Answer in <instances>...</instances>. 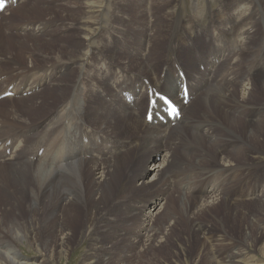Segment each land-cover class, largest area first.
Instances as JSON below:
<instances>
[{
  "label": "bare ground",
  "instance_id": "bare-ground-1",
  "mask_svg": "<svg viewBox=\"0 0 264 264\" xmlns=\"http://www.w3.org/2000/svg\"><path fill=\"white\" fill-rule=\"evenodd\" d=\"M84 1L85 2L80 3V5L83 6V9H81L83 21L81 24V34L77 36L81 41L76 43L75 45L76 47L78 44H80V47L74 55H72L71 50H66V60L58 59L60 60V62H58V60H53L48 66H45L43 68H37L36 66L26 67L24 70L25 73H22L18 72L17 69L15 70L14 67L10 65V61L5 58L6 56L3 51H1L0 53V96H2L3 98H1V101L5 100L4 102L10 101L12 99L16 100L18 99V96L22 97L28 94L33 95L37 93L39 88L46 86V84L43 83L44 79H51V77L53 76V72L57 71L58 68L63 69L62 73H58L61 77L56 80L55 83L51 84L56 85V83H58L66 85L64 86L65 91L59 89L61 91L53 92V98L57 103L56 106H52L53 108L51 107L52 109L50 111L53 115L46 118H38L32 125H28L27 128L21 129L14 133H10L0 139V146L2 148L1 150L5 154L7 153L5 157H3V154L0 155V167L2 166L13 172L11 175L12 177H16L15 182L17 184L19 183V189L17 191L21 196L25 195L28 189L31 187V181H29V178L33 183L37 180L36 178H38L42 182H48L51 178H61L65 183L68 182L66 183L69 184V186L67 185V190L62 192H55V194L49 199L48 204L45 208V210H49V213L56 218V226L58 229L59 237L58 241L54 244V248L56 254L58 253L63 257H67L71 250L70 244H72V238L70 236L71 234L69 235L70 232L68 233V231L71 229V226L67 222V220L69 219L68 213L70 209L76 207L78 209L85 210L86 213L85 227L79 233L78 243L84 242L85 240H89L90 242H97L96 239L92 238L93 235L97 234L101 236L103 234L106 240L110 242L113 237L116 236L117 233H119V229L114 227L111 222L107 221L106 218L102 217L99 221L97 220L98 216L103 210L104 204L108 203L110 206L106 207L108 213L116 210H118V212H123L125 215H136L142 213L144 201L138 202L141 204L140 207H135L132 206V202L130 200L128 202L127 199L130 194L128 190L132 187L131 183L137 180H141L144 172L139 171L129 174L125 177H119V183L115 187L114 195H112L109 192V189H107L109 186L108 183L112 178L114 172L116 171V169L120 171L121 166L123 165V152L133 151V159L138 161V163L140 164H146L152 157V150L154 148L159 149L160 154H156V159L158 158L160 161L159 157H161V163H158L159 161L157 162L154 158L151 162L157 169L154 172L153 177L157 179L158 184H160L161 186L159 190L161 192V196L166 195V197L167 194H165V180L166 182L168 181L167 183H169L170 181L172 182L173 189V181H175V179L179 176L185 174L182 173L180 175L178 173L179 176L176 177L177 174H174L175 169L180 173L185 171L187 167L184 168V165L188 163L189 160L193 159V154L197 155L202 152L204 156L210 157L208 162L210 163L209 165L211 166V168L207 172H205L204 170L201 179L191 180L194 190L193 194H184L189 207L198 206L199 204H201L200 207H205V205H210V203H208V201H205L206 199L203 200V197L213 196V199L218 198V196L222 192V190L219 189L218 184L212 185L210 189H207V184L211 181H204L208 179L204 178L205 176L217 171L221 174L220 176L223 175L224 177V173H222L224 169L226 170V172L230 173H236L234 169H238L239 171L241 167L244 169L243 171H249L250 169L248 168V165H246V168V166L244 165L233 166L231 165V163L227 164L228 161L219 165V163H217V157L225 154L227 148L229 147V144L231 145L234 141L241 142L235 147V151L238 150L241 153H250L248 152L249 148L246 149V146H253L254 148H257L252 142L249 141L248 138L244 137V131H246V129L248 128L252 129L255 123L260 124L264 122L263 116L254 122L255 115L259 113V111H261V108H264V103H260L262 105H259L260 107H257L255 103H252L250 101L249 98H251L250 95L252 96L253 94V88L250 89L247 94L241 93L240 95L242 96L239 95L240 97H237L235 95L237 91L232 86H237V84H233L230 77L223 75L222 80L221 78L220 80L217 79L220 75L219 73L223 72V69H221L220 67L223 64H228L231 58L238 55L242 43H244L248 38L252 39L256 36L254 32V22L264 25V20L259 17L257 12L258 6L255 4L256 0H204L205 7L212 6L215 2L219 4V9H221H218L216 13L219 15L220 21L209 18L210 15L208 13H206V15L202 16L203 18L200 19L190 14L184 16L179 15V13H181L182 11L179 10V7L181 6V0H165L166 7L174 6L172 9H170L172 13H170L169 15H165V12V14L162 16L163 18H165L163 24L167 32L165 36L167 40L166 51L171 52L172 49H175L176 53L172 54L173 52H171L172 57L165 56L164 59L161 60V64H151V62H149L148 64V61H144V63L142 64V68L144 69L141 68L140 70L144 71L145 77L130 73L128 76L120 74L124 71H117V69L113 67L112 53L109 52L106 47H104L103 42L99 39L102 37L104 30L110 27V24L112 23H109V21H111L112 19V16L109 15V13L111 8L115 6V3L110 0H106V3L105 0H91L90 3L88 2L90 0ZM3 2H5L6 5L2 13L9 8L12 11H17L21 9V7H23L27 2L29 3L30 0H15V4H13L11 0H9V3L6 0H0V3ZM262 2L264 4V0H262ZM194 5L195 4H193V6ZM91 9L93 11H90ZM228 12L229 14L225 18L224 16ZM254 14L257 16L256 19H254ZM188 16L193 17L192 21H196L194 25L197 34L191 32L187 24L184 25V22L186 20L185 18H188ZM151 20L154 22V24H156L157 21L160 20V18L156 17V15H152ZM206 25L207 29H213L216 33L212 34L211 36L205 34V31L207 30L204 26ZM49 26H51V23L48 22L47 19H44L36 23L33 21H29L17 25L16 27L19 28V30L23 32V34L30 35L36 32L39 33L42 31H46L47 27ZM201 29H205V31L200 33L199 31ZM61 30L64 29L62 28ZM262 30L264 31V27ZM78 32L79 31L77 30V33ZM202 35L206 37L205 40H200V37ZM148 37L149 36H146V38ZM185 37L187 38L186 40ZM196 40H198L199 43L206 45V47L197 52L196 57H193L183 48L187 45H193ZM210 50L213 52L210 56L211 61L213 63H220L218 67L211 66L210 63L207 62V55ZM102 53H106V56H102ZM184 53H186V59L190 63L188 65L185 59L181 60V55ZM259 56L260 58H258L257 61L258 65L250 66L249 72L250 74H252L256 83L260 81L259 83L261 85H264V34L261 38ZM180 60L182 61L181 64H179ZM197 63H199L198 65H203L202 63L205 64V72L203 74L200 72L199 66H196ZM105 64L108 66V69L105 72V75H103L102 77V82H89V76H87L89 70H91L92 68H96V66L98 65L100 66ZM68 68H72L71 73L75 74V79L71 82L65 81L67 80V77L64 75L66 73L64 71H66ZM2 71H10V74H6L4 76L2 74ZM94 72L97 76H99V78L101 77L102 71L100 69H97ZM24 74L26 77L22 79V76ZM203 75H209L211 81H209V79L205 81V79H203ZM144 83H146L144 89L145 93L138 95L137 90ZM218 83L223 85L228 84L229 86L216 85ZM105 84H108V86L114 85L117 90L116 94L113 95L111 94V92L104 93L102 88L105 86ZM85 88L94 93V96L98 94L101 98V104H105V106H102V108L96 107L97 101L94 102L93 99L89 100V96H87L86 94H83L82 102L81 100L76 102L75 94H78ZM31 95L30 97L32 98L33 96ZM120 95L123 96L122 99ZM196 104H201L202 110L200 111H202L201 116L203 117V122L211 125L206 129L200 128V133L197 135L193 133L189 134L185 129V125H187V129H189L193 127V123L195 121H199V115L195 112L196 110H193V106ZM246 104H248V106ZM107 105H109V107H107ZM220 105H224L225 107L223 112H221L219 109ZM232 108L235 111L243 114L244 117V119H239L238 129L236 131L237 133L234 132L227 123L229 114H227V112L225 111L232 110ZM95 113L96 116L99 113L104 115L101 119H99L101 123L105 121V117L107 121L114 123L113 118L115 116L116 121H119L120 124V134L117 132V135L113 133L114 135L109 136L107 134L101 133L100 130L95 133V131H93L90 126H86L85 120L88 121L89 119L91 121L92 119H95ZM23 114H28V111H24ZM110 119L113 121H111ZM24 121L28 122V120ZM27 124L29 123H25L24 125ZM0 125H2V123ZM10 126L14 128L22 127L16 125ZM260 126L261 125H258L255 129L251 130L252 135L250 139H253L252 141L256 142L257 140L261 139L262 133L260 130ZM216 131L220 132L219 135H221V139H216L215 141H212V145L209 144L207 146L208 142L206 143V141H211V137L215 136L214 134L217 133ZM174 134L180 136L182 140L181 142L184 143L185 141L186 143L184 144H188L184 146L185 149L183 150V157H180V159H178L180 155L177 158L175 154V151L177 150L172 148L167 141V138L173 136ZM102 144L104 146V150L99 152ZM190 147L192 148V150L190 149ZM212 147L213 151L210 150ZM190 150L191 152H188ZM254 150L258 152L257 149ZM111 159H113V161H110ZM226 160H228L227 157ZM91 161L92 165H89ZM193 164L194 167L198 166H195V163ZM218 165L220 166V168L218 167ZM35 166H38L39 168L38 173L37 171L35 172ZM199 170L200 169H198L197 171ZM86 172L89 174H93L95 180L93 181L92 187L87 194V185L85 182H83V177L85 176ZM215 174L212 175L214 176ZM41 187H43L44 189H39L38 194L40 195V199H44L46 192L45 189H48L49 186L43 184L41 185ZM31 196V204L37 211V199H34L36 198L34 197V195ZM257 198L250 200L251 205H254V207L256 204V200H258ZM246 202L241 203L236 202V200L234 202L229 200L222 201L223 207L225 208L226 212L231 210L236 213L239 208H241V210L238 211L235 216L231 215V219L226 218L225 225L231 232L234 230L233 228L236 229V226L238 231L242 228V224L245 222L244 217L246 218V216L244 215L245 213L242 211V209L245 208L246 204L243 205V203ZM248 205L250 204L247 203V206ZM112 206L114 208L111 211L110 208ZM212 206L213 204L204 208V210ZM16 208V212H18V206ZM204 210H202V212ZM152 212L154 213V210ZM144 218L148 217L144 215ZM203 225H198L196 223L193 227L191 226V228L188 230V237L197 242L199 236L206 235L208 232L210 233V228H205V226ZM5 227L6 225L4 226V229H2L5 230ZM14 227L16 226L14 225ZM27 228L30 227L27 226ZM94 228L96 229L93 231ZM7 230L8 235H6L5 232H3L4 235H2L6 236V239H1L0 235V264H29L27 261L21 259L22 254L20 250L13 246L14 243L20 244L23 241L24 237L20 236V233H15L14 235H12L11 228L8 229L7 227ZM217 230H215L216 233ZM219 230L221 233H223V236L210 235L214 239L215 246H221V243L225 244V242L229 241L230 239L227 235L228 233L225 232L224 226ZM0 233L2 234V231ZM152 233H155L157 237L158 235L162 234V237L165 238L164 227L163 230ZM21 234H23V231ZM221 236L222 238L226 239L221 240ZM263 239L264 227H258L256 229L254 237L255 244L259 243ZM204 242L205 240L203 239V243ZM242 244L244 245V249L242 248L241 250L236 251L233 254L229 253L231 255H227V253L225 252L227 251L226 249L218 250L217 247V251H215L216 254L215 252L214 254L215 256L218 254L220 257L217 255L218 261L215 262V256L212 254L214 257L212 256L213 259L209 264H240V262L237 260H239V258H241L242 260L245 258L247 253L246 247H248L246 243ZM94 245H97V243H94ZM99 246H96V248H98L97 250H99ZM40 247L42 248V246ZM91 249L93 250V248ZM52 253H54V251ZM173 255L178 256L179 253L177 254L175 252ZM55 260L56 259L53 258V254H51L49 257L47 256L45 259L39 261L38 263L55 264Z\"/></svg>",
  "mask_w": 264,
  "mask_h": 264
},
{
  "label": "rangeland",
  "instance_id": "rangeland-1",
  "mask_svg": "<svg viewBox=\"0 0 264 264\" xmlns=\"http://www.w3.org/2000/svg\"><path fill=\"white\" fill-rule=\"evenodd\" d=\"M6 1H8L9 3V0ZM110 1H113V3H115V6L111 8L109 13V15L112 16V19L111 21H109V23L111 22L112 23L110 24V27L104 30L102 37L99 39L100 41L103 42L104 47H106V49L112 53L113 67L116 68L117 71H121V72L122 70L124 71L120 74H123L124 76H128L130 73L145 77L144 71L140 70L142 68V64L144 63V61H148V64L149 62H151V64H161L162 62L161 60L164 59L165 56L172 57V54L176 53L175 49H172L171 51L173 52L172 54L171 52L166 51L167 40L165 36L167 32L163 24L165 18L162 17L165 14V12H166L165 15H169L170 13H172L170 9H172L174 6L166 7L165 0H110ZM11 2L15 4V0H11ZM81 2H85V1L84 0H30L29 3L27 2L23 7H21V9L17 11H12L9 8L3 13L0 12L1 15L0 16V53L1 51H3V53L6 56L5 58H7L10 61V65L14 67L15 70L17 69L18 72H22V73H25L24 70L26 67L36 66L37 68H43L45 66H48L50 62H52L53 60L56 61L58 59L66 60L67 58L66 57L67 55L65 53L66 50H71L72 55H74L80 47V44H78L76 47L75 45L76 43L81 41L80 38L77 37L81 34L80 32L82 28L81 24L83 21L82 13H81L82 12L81 9H83V6L80 5ZM88 2L90 3L91 0ZM193 4L195 5L193 6ZM255 4L258 6L257 12L259 17L264 20V4L262 0H256ZM219 7L220 6L217 2H215L212 6L205 7L204 0H181V6L179 7V10L182 11L181 13H179V15L184 16L190 14L200 19L203 18L202 16L208 13L210 15L209 18L216 21L218 20L220 21L219 15L216 13ZM90 11L93 10L91 9ZM228 14L229 12L226 13L224 17L226 18ZM152 15H156V17L160 18V20H158L156 24H154V22L151 20ZM254 16H255L254 19H256L257 16L255 14ZM44 19H47V21L51 23V26L47 27L46 31H42L39 33L36 32L34 34L28 35V34H23V32H21L19 28L16 27L17 25H20L22 23H26L29 21H33L36 23ZM185 19L186 20L184 22V25L187 24L189 30L197 34L194 25L196 21H192L193 17L188 16V18L186 17ZM207 25L204 26L207 31H205V29H201L199 32L201 33L205 31V34H208L210 36L212 34H215L216 33L215 30L207 29ZM254 26H255L254 32L256 36L252 39L248 38L244 43H242L238 55L236 57L231 58L228 64L225 65L223 64L220 67L221 69H223V72L219 73L220 75L218 76L217 79L220 80L221 78L222 80L223 75L230 77L233 84H237V86L232 85L237 91L235 93L237 97L242 96L240 95L241 93L247 94L250 91V89L253 88V94L252 96L250 95L252 99L251 98L249 99L252 103H255L257 107H260L259 105H262L260 103H264V85H261L259 83L260 81L256 83L252 74H250L249 72V67L258 65L257 61L258 58H260L259 51H260L261 38L264 34V31L262 30L264 25L254 22ZM62 28L64 30H61ZM77 30L79 31L78 33ZM9 33L15 35H11ZM146 36L149 37L146 38ZM186 39L187 38L185 37V40ZM205 39L206 37L204 35L200 37V40H205ZM205 47L206 45L201 44L198 42V40H196V42L193 45L191 46L187 45L183 49L191 56L196 57L197 52H199ZM212 53L213 52L210 50V52L207 55L208 56L207 62L210 63L211 66L218 67L220 63H213L211 61L210 56ZM102 56H106V53L105 54L102 53ZM181 56H182L181 60L185 59L187 65L190 64L189 61L186 59V53L182 54ZM60 60H58V62H60ZM181 60L179 61V64H181L182 62ZM198 64L199 63H197L196 66H199L200 72L203 74L205 72L204 69L205 64L204 63H202L203 65H198ZM97 69H100L102 71V75L100 78L94 72ZM107 69L108 66L105 64L100 66L98 65L96 66V68H92L91 70H89L87 74V76H89L88 77L89 82L101 83L102 77L103 75H105ZM62 71H63L62 68H58L57 71L53 72V76L51 77V79L49 80L44 79L43 83L46 84V86L39 88L38 92L36 91L37 93L33 95L28 94L22 97L18 96V99L16 100L12 99L6 102H4L5 100L1 101L2 96H0V121L4 120L3 121L4 123L0 122V124L2 123V125H0V136H1L0 139L10 133H14L21 129L27 128L28 125L29 126L32 125L38 118L41 119L43 117L46 118L53 115L50 110L53 108L52 106H56L57 104L56 100H54L53 98V92L61 91V90L65 91L64 86L66 85L58 84V83H56V85H51V84L55 83L56 80H58L61 77L60 74L58 73H62ZM71 71L72 68H68L66 71H64L66 72L64 75L67 77V80L65 81L71 82L75 79V74L71 73ZM2 74L5 76L6 74H10V71H2ZM25 77L26 76L24 74L22 76V79H24ZM203 79H205V81H207V79L211 81L209 75H203ZM145 85L146 83H144L140 88H138L137 90L138 95L145 93L144 92ZM216 85L229 86L228 84L223 85L220 83ZM102 90L104 93L111 92V94L113 95H115L117 91L114 85L108 86V84H105ZM83 94L89 96L88 98L89 100L93 99L94 102L97 101L96 107L102 108V106L103 107L105 106V104H101L100 96L98 94L94 96V93H92L89 89L87 90V88L83 89L78 94H75L76 102L80 100L82 102ZM30 95L33 97L31 98ZM120 97L121 99L123 98L122 95H120ZM246 105L248 106V104ZM107 107H109V105H107ZM219 109L221 112H223V110L225 109L224 105H220ZM193 110H196L195 112L199 115V121H195L193 123V127L189 129H187V125H185V129L186 132H188L189 134L193 133L197 135L200 133V128L206 129L211 125L203 122V117L201 116L202 111H200L202 110L201 104L194 105ZM260 110L261 111H259V113L255 115L254 122L257 121L262 116L264 117L263 115L264 108H261ZM24 111H28V114L24 115L23 114ZM225 112L229 114L227 119V123L229 127H231L233 131L236 132L238 129L239 119L240 118L244 119L243 114L235 111L233 108L232 110H227ZM103 116L104 115H102L101 113H99L96 116L95 113L94 114L95 119H92L91 121L89 119L88 121L85 120L86 126H90L91 129L95 131V133L98 130H100L101 133L107 134L109 136L114 134L117 135L116 133L117 132L119 133L120 130L119 121H116V117L114 116L113 118L114 121L110 119L114 123L107 121L106 117H105V121L101 123L99 119H101ZM24 120H28V122H25ZM25 123H29V124L24 125ZM10 125H16L22 127L14 128L11 127ZM258 125H261L260 130L262 135H261V139L255 142L252 141L253 139H250L252 135L251 130L255 129ZM253 126L254 127L252 129L248 128L246 129V131H244V135H245L244 137L248 138L249 141L252 142L257 148H254L253 146L250 147L246 146V149L249 148L248 152L250 153L248 154L245 152L241 153L238 150L237 152L235 151V147L237 144L241 142L234 141L231 145L229 144V147L226 150L227 153L225 152L227 156L223 154L217 157V161H218L217 163H219V165L228 161L227 164L231 163V165L233 166L248 165L249 166L248 168H250L249 171L246 170L243 171L244 169L242 167L241 169H239V171L238 169L232 168L236 173L226 172V170L224 169L222 172L224 173V177L223 175L220 176L221 174L218 173L217 171L205 176L204 178H208V179L204 181H211L210 183L207 184V189H210L212 185L218 184L219 189L222 190L218 198L213 199L212 198L213 196L203 197V200L206 199L205 201H208V203H210V205L209 204L205 205V207L204 206L200 207L201 204L199 205L197 204L198 206L189 207L184 194L185 193L187 195L193 194L194 190L191 180L201 179L204 170L205 172H207L211 168V166L209 165L210 163L208 162L210 157L204 156L202 152L197 155L193 154L192 156L193 159L189 160L188 162L189 164L191 163L192 165L186 163L187 165L186 164L184 165V168L187 167L185 171L180 173L175 169L174 174H177L176 177L179 176V174L180 175L182 173L185 174L179 176L178 178L175 179V181H173L174 190L172 189V182L170 181L169 183H167L168 181L166 182L165 180V194H167L166 197V195L161 196V192L159 191L161 186L160 184H158L157 179L153 177V174L157 169L155 166H153L151 162L153 158L157 162L159 161L158 158L156 159V154H160L159 149L154 148L151 152L152 157L149 159V161L146 164L142 163L143 165L133 159V151L123 152L122 154L123 155L122 158L124 159L123 165L121 166L120 171L116 169V171L114 172L112 178L108 183L109 186L107 189H109V192L112 195H114L115 187L119 183V179H118L119 177H125L129 174L139 171L144 172L141 180H137L131 183L132 187L128 190L130 194L127 199V201L129 202L130 200L132 202V206L135 207H140L141 204L138 202L144 201V206L142 207L143 208L142 213L136 215H132V214L125 215L123 212H118V210L108 213L106 207H110V206L108 203L104 204L103 210L101 214L98 216L97 220L99 221L102 217L106 218L107 221L111 222V224L114 227L119 229V233H117V235L114 236L110 242L106 240L103 234L102 236L97 234L92 236V238L96 239L97 242H90L89 240H85L84 242L78 243L79 233L85 227L86 213L85 210L78 209L76 207L70 209L68 213L69 219L67 220V222L71 226V229L68 231V233L70 232L69 235L71 234L70 236L72 238L71 240L72 244H70L71 250L67 255V257H63L58 253L56 254L54 244L58 241V237H59L58 229L56 226V218L49 213V210H45V208L48 204L49 199L55 194V192H62L67 190L69 184L66 183L68 182L65 183L61 178H53V179L51 178L48 182H42L41 180L36 178L38 181L35 179L36 181L33 180L35 181L33 183L32 180L29 178V181H31L30 182L31 187L29 189L27 188L28 189L27 193L21 196L17 191L19 189L18 188L19 183L17 184L15 182L16 177L14 176L12 177L11 175L13 172L1 166L0 167V187H1L0 188V217H1L0 232L2 231V234L0 233L1 239H6V236H2V235H4L3 232H5V234L8 235L7 227L8 229L10 228L12 229L11 230L12 235H14L15 233L16 234L20 233L19 235L24 237V239L26 240L23 239V241L20 244L14 243L13 246L20 250L22 254L21 259L27 261L29 264H33V263L39 264L38 263L39 261L45 259L47 256L49 257L51 254H53V258L56 259L55 264H92V263L93 264H209L216 254L215 251H217V247L218 250L226 249L227 251L225 250L223 251H225L227 255H231L234 252L241 250L242 248L244 249V245L242 243H246L248 247H246L247 253L245 258L243 260L241 258L237 260L240 262V264H264V239L260 241L261 243L259 242L260 244L259 243L255 244L254 241L256 229L258 227H264V132H263L264 122L260 124L255 123ZM219 134L220 132L215 133L214 134L215 136L211 137V141H206V143L208 142L207 146L209 144L212 145V141H215L216 139H221V135ZM173 136L168 137L167 141L172 148L178 151V152L175 151V154L177 158L180 155L178 158L180 159V157L181 158L183 157V150L185 149L184 146L188 144H184L186 143L185 141L184 143L181 142L182 140L179 135L177 136V134H174ZM1 149L2 148L0 146V155L3 154V157H5L7 153L6 154L3 153ZM190 149L192 150L191 147ZM254 149H257L258 152ZM102 150H104L103 144L99 152H101ZM191 150L188 152H191ZM210 150L213 151V147ZM226 157L228 160H226ZM159 158L160 161L158 163H161V157ZM110 161H113V159H111ZM193 163L196 164L195 166L197 165L200 166L194 167ZM89 165H92V161L90 162ZM219 165L218 167L220 168ZM190 169L192 170L195 169V170H193L194 171L193 172ZM198 169L200 170L197 171ZM36 171L37 173L39 172L38 166L37 167L35 166V172ZM212 174L215 175L213 176ZM93 181H95L93 174H89L86 172L85 176L83 177V182H85L87 185L86 194L91 189ZM43 184H46L47 186H49V188L45 189L46 190L45 198L40 199V195L38 193H39V189L43 188L41 187V185ZM31 195H34V197H36L34 198L35 200L37 199L36 200L38 204L37 211L35 208H33L31 204L32 202V200H30L32 197ZM253 197L256 198L258 197L257 199L259 200V201L256 200L255 207L254 205L253 206L251 205V201H250L256 199ZM17 198L19 201L17 200ZM221 199L222 201L229 200L233 202L236 200V202H241V203L247 201L246 203H243V205L245 204L246 205L245 208L242 209V211L245 213L244 215L246 216V218L244 217L246 224L244 222L242 224V228L239 231L237 230V226H236V229L233 228L234 230L231 232L228 229V227L225 225V222H226V218L231 219L232 216H235V214L241 210V208H239V210L236 213H234L231 210L226 212L225 208L223 207V203ZM247 203H249L250 205L247 206ZM211 204H213L212 207L204 210V208L211 206ZM17 206L19 209L18 212H16ZM113 208L114 207L112 206L110 210L112 211ZM153 210L154 213L152 212ZM202 210L204 211L202 212ZM144 215L148 218H144ZM194 223L195 224L197 223L198 225L204 224L203 226H205V228H210L211 232L210 233L208 232L207 233L208 235L206 234L199 236L197 242L193 241L191 238L188 237V230L191 228V226L193 227L195 225ZM5 225H6L5 230H3ZM14 225L16 227H14ZM27 226L30 228H27ZM221 226L225 227V232L228 233L227 235L231 240L229 239V241H226L225 244L221 243L220 244L221 246H217V245L215 246L214 239L211 236L222 235L223 233H221L219 230L220 228H222ZM163 227L165 229V238L162 237V234L160 235L157 234L159 237L158 238L155 235V233H152L156 231L159 232V230H163ZM95 229L96 228H94L93 231ZM215 230H217L218 234L216 233ZM22 231L23 234H21ZM222 236L220 238L221 240L226 239V238H222ZM203 239L205 240L206 243L205 242L203 243ZM94 243H97V245H94ZM40 246H42V248ZM96 246L100 247L99 250H97L98 248H96ZM91 248H93V250ZM51 250L52 252L54 251V253H52ZM175 252L177 254L179 253V255L178 256L173 255ZM217 255L215 256L214 259L215 262L218 261ZM219 262H220V258H219Z\"/></svg>",
  "mask_w": 264,
  "mask_h": 264
}]
</instances>
